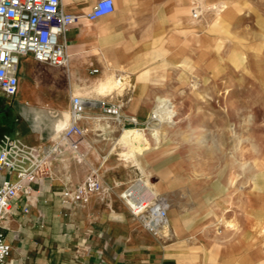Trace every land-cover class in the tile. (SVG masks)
Listing matches in <instances>:
<instances>
[{
  "label": "crops",
  "instance_id": "1",
  "mask_svg": "<svg viewBox=\"0 0 264 264\" xmlns=\"http://www.w3.org/2000/svg\"><path fill=\"white\" fill-rule=\"evenodd\" d=\"M98 1L62 0L65 12L79 16L62 38L70 55L65 68L25 57L18 94H0V143L10 136L25 147H47L70 122L73 96L87 101L82 124L89 129L84 161L56 158L33 196L15 200L5 231L13 246L6 264H264V163L257 173L247 168L239 184L183 175L179 186L172 173L160 175L159 188L171 204L170 240L147 231L122 199L126 186L145 172L157 174L171 153L167 143L155 146L141 156L142 167L113 159L118 134L109 122L117 121L104 113L105 105L119 103L138 126L164 102L183 105L188 79H166L179 72L167 73L173 65L164 68L163 62L173 54L183 58L191 37L199 45L204 35L191 33L201 25L191 24V0H115L112 14L91 21L86 16ZM159 49L168 56H157ZM114 75L124 80L112 93L101 92V83ZM92 167L99 168L106 192L89 203L65 204L63 189L84 180ZM8 177L2 171L0 182Z\"/></svg>",
  "mask_w": 264,
  "mask_h": 264
},
{
  "label": "rangeland",
  "instance_id": "2",
  "mask_svg": "<svg viewBox=\"0 0 264 264\" xmlns=\"http://www.w3.org/2000/svg\"><path fill=\"white\" fill-rule=\"evenodd\" d=\"M192 2L191 24L201 25L191 27V33L204 35V39L197 45V36L191 37L188 53L179 54L183 58L173 54L172 60L163 62L164 68L174 66L167 73L179 72L178 76L166 75V79H188L184 85L190 87L184 104L174 106V120L159 126V141L153 136L159 120L151 118L137 127L124 125L122 131L118 122H109L118 134L115 160L132 161L123 155L133 149L128 143L130 128L144 131L150 148L147 155L155 146L169 145L171 156L157 174L145 172V177L137 178L147 180L152 190L165 197L158 185L160 175L172 173L179 186L183 175L184 179L210 184L215 180L239 184L247 168H254L248 173H257L264 163V0H206L199 18L193 17ZM117 85L115 82L103 93H112ZM203 133L209 145L216 140L218 146L201 147L197 138ZM121 135L125 138L120 141Z\"/></svg>",
  "mask_w": 264,
  "mask_h": 264
},
{
  "label": "built area",
  "instance_id": "3",
  "mask_svg": "<svg viewBox=\"0 0 264 264\" xmlns=\"http://www.w3.org/2000/svg\"><path fill=\"white\" fill-rule=\"evenodd\" d=\"M206 0H193V17L199 18ZM115 0H99L87 18L94 21L112 14ZM79 16L62 9V0H0V94L15 97L19 92L18 76L21 61L32 57L35 61L55 68L69 63L67 45L62 41L67 30L78 22ZM95 69L92 73H98ZM87 101L81 96L71 98L70 122L47 147H25L7 136L0 143V175L8 178L0 182V264H6L13 253L6 229L11 222L15 200L33 196L34 184L50 172L53 161L70 155L84 161L89 154L86 136L89 129L82 124ZM119 103L110 102L104 113L122 125H139L136 116H125ZM152 119L158 120L153 114ZM106 192L99 168L92 167L77 185L62 191L65 204L89 203L98 194ZM121 197L142 226L154 236L170 240V202L156 193L146 180L137 179L126 186Z\"/></svg>",
  "mask_w": 264,
  "mask_h": 264
},
{
  "label": "bare ground",
  "instance_id": "4",
  "mask_svg": "<svg viewBox=\"0 0 264 264\" xmlns=\"http://www.w3.org/2000/svg\"><path fill=\"white\" fill-rule=\"evenodd\" d=\"M156 55L165 57V54L161 50H157ZM123 80L124 78L123 77L119 78L118 75H114L113 77L108 78L105 82L101 83V86H100L101 92H104L105 90L109 88H112L115 82L118 83V82H122ZM175 113L176 111L174 109V106H171L168 102H164L155 108L154 115L160 121L159 123L160 125L153 128L154 130L153 136L157 141H159L160 139L159 126H161V124L163 123H171L174 120L173 117ZM127 134L129 135V139H128V136H126V138L128 139V143L133 146V149L123 152V155L125 156L126 159H131L132 161L137 163L139 167H142L141 165L142 157L146 156L147 153L150 152V148L148 147V141L146 138H144V131L140 128H130L127 130ZM197 142L198 144L201 145V147L208 146L211 148H216L218 146L216 140H212L213 145H209V140L206 134L204 133L202 137L197 138ZM147 184H149V182H147Z\"/></svg>",
  "mask_w": 264,
  "mask_h": 264
}]
</instances>
